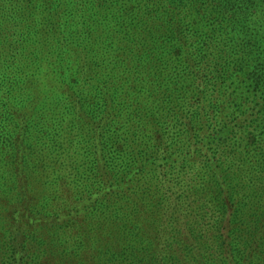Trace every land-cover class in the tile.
Wrapping results in <instances>:
<instances>
[{"label":"trees","instance_id":"16d2710c","mask_svg":"<svg viewBox=\"0 0 264 264\" xmlns=\"http://www.w3.org/2000/svg\"><path fill=\"white\" fill-rule=\"evenodd\" d=\"M0 264H264V0H0Z\"/></svg>","mask_w":264,"mask_h":264}]
</instances>
